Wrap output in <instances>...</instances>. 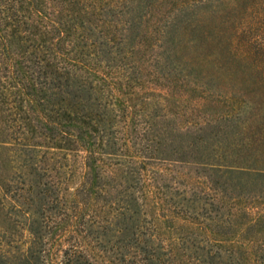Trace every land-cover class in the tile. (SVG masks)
Returning <instances> with one entry per match:
<instances>
[{"label":"trees","instance_id":"1","mask_svg":"<svg viewBox=\"0 0 264 264\" xmlns=\"http://www.w3.org/2000/svg\"><path fill=\"white\" fill-rule=\"evenodd\" d=\"M264 264V0H0V264Z\"/></svg>","mask_w":264,"mask_h":264},{"label":"rangeland","instance_id":"2","mask_svg":"<svg viewBox=\"0 0 264 264\" xmlns=\"http://www.w3.org/2000/svg\"><path fill=\"white\" fill-rule=\"evenodd\" d=\"M47 264H61L59 251L55 250L51 254L50 259Z\"/></svg>","mask_w":264,"mask_h":264}]
</instances>
